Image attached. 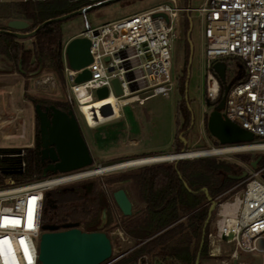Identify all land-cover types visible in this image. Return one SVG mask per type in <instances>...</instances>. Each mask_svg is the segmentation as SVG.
<instances>
[{
	"label": "built area",
	"instance_id": "2783aa9c",
	"mask_svg": "<svg viewBox=\"0 0 264 264\" xmlns=\"http://www.w3.org/2000/svg\"><path fill=\"white\" fill-rule=\"evenodd\" d=\"M192 11L205 22V98L216 104L222 94L212 65L224 62L227 73L229 62L236 61L235 79L226 80L229 90L223 112L230 121L254 136L251 142L218 145L216 149L227 151L203 156L264 152V0H205L198 9L181 7L178 0H166L149 10L98 27L92 28L85 22V30L78 37L90 41L92 61L85 68H72L64 45L66 102L86 123L80 108L97 100L94 94L105 88L107 96L114 99L117 116L94 127L86 123L88 128L95 129L121 118L120 110L124 106H143L154 95H167L174 87L168 78L170 42L176 37L175 29L184 14ZM84 69L90 72V78L75 83V77ZM237 69L241 73L238 78ZM46 78H51L52 85L39 88L38 82ZM35 86L36 90L55 92L52 77L35 80ZM25 155L23 149L7 155L20 160L16 171H23ZM84 170L0 187V264H39L43 193L50 187L90 177L73 178ZM242 185L238 194L217 205L214 230L207 235L209 256L216 264H233L234 261L248 264L241 260V255L245 254L259 255L264 264V166L252 169ZM259 240L262 247L258 246ZM223 244L233 247L225 258H222Z\"/></svg>",
	"mask_w": 264,
	"mask_h": 264
},
{
	"label": "trees",
	"instance_id": "16d2710c",
	"mask_svg": "<svg viewBox=\"0 0 264 264\" xmlns=\"http://www.w3.org/2000/svg\"><path fill=\"white\" fill-rule=\"evenodd\" d=\"M103 0H6L0 1V20H25L31 32L43 22L75 12L83 7ZM61 22H52L37 31L27 49L22 40L11 34L0 35V55L25 79L36 77L42 72H51L63 80L64 47L60 28ZM6 29L0 25V30ZM189 30V23L185 24ZM178 79L177 88L181 99L177 103V128L173 153L186 152L184 145L192 129V113L185 99V81ZM24 99L41 107L54 105L68 111L67 102L35 98L24 93ZM183 135L179 137L178 134ZM22 159L23 171L8 174L17 169L19 159L7 155L16 150L0 149V187L13 183H26L42 178L38 120L35 117V144L26 148ZM189 152V151H188ZM160 155L157 153L129 157L141 158ZM246 162L247 159L242 158ZM260 165V164H258ZM234 165L215 158L181 159L172 163H159L142 167L112 182L130 181L137 199L144 205L140 215L123 227V232L135 241V247L114 264L144 262L145 257L161 259L168 264H194L208 256L209 223L212 219L211 204L221 198L236 182L232 178ZM4 171V172H3ZM242 184L239 189L242 188ZM238 190V189H237ZM234 191L231 190V193ZM215 203V202H214ZM106 195L97 190L94 183L68 185L43 193L41 225L56 226L74 224L85 232L102 231V212H107Z\"/></svg>",
	"mask_w": 264,
	"mask_h": 264
},
{
	"label": "rangeland",
	"instance_id": "374dc122",
	"mask_svg": "<svg viewBox=\"0 0 264 264\" xmlns=\"http://www.w3.org/2000/svg\"><path fill=\"white\" fill-rule=\"evenodd\" d=\"M204 2L205 0H178L181 7H190L192 9L202 7ZM163 3H166V0H120L102 6L86 14L77 15L65 20L60 23L63 42H66L64 51L66 52V47L72 40H70V38L85 30V22L88 23L90 27L94 28L149 10ZM186 23H189L188 31L185 29ZM5 24L6 22L0 20V25ZM204 26L205 22L203 18H201L197 12L192 11L189 15L184 14L180 25L176 27V37L170 42V68L168 72V78L174 84V87L167 95H154L149 98L143 106H124L120 110L121 118L100 125L95 129L88 128L79 112L75 108L71 107L76 114L82 135L87 143L90 155L93 158L92 166L86 168L84 171L130 160L127 159L129 157H137L153 153L160 155L177 154L173 153V145L177 122H180V118L177 117V103L181 99L177 88V81L179 78L183 79L187 77L185 81V99L187 100V107L192 113V129L186 139H183L184 145L188 148L186 152L208 149L211 150L212 148L216 149L219 147L216 140L206 129L207 118L209 112L212 110V107L207 106L205 102L206 61ZM23 41L24 40H22V42ZM31 42L32 40H29L25 43L23 42V44L26 48H31ZM235 65L236 61L231 60L229 62L226 73L227 82H231L235 79ZM7 70L17 73V70H15L12 65L6 61V57L0 55V86L2 88L5 87L6 84ZM45 76H52L55 80L56 90L54 93L36 90L35 80ZM11 81L15 83V100L19 106H23L20 100V89L24 87L25 81L23 82L19 78H12ZM25 89L28 90V92H26L28 95L35 98L66 102L65 95L67 94V91L64 85V80H61L59 76L51 72H42L36 77L28 78L27 87ZM4 90L2 91L4 92L3 99L5 102L6 91ZM94 99H97L95 94ZM4 102L0 105V132L4 137H8L11 135L9 127L3 126L2 122L6 121V107ZM30 104L33 105L31 102ZM24 108L23 119L27 125L26 136L17 140H6L2 139L0 135V149L16 150V152L23 149L24 153H26V148L34 147L35 115L33 107H29L27 105ZM18 118H20V112L18 114ZM16 125L18 128L17 131H19V125ZM126 131H129L128 137L136 140L135 143L127 141L128 143L125 142L124 144H119V141L126 137ZM178 135L180 137L183 134L180 133ZM257 157H260L258 164H260V166H264V152H242L221 156H200L185 159L193 160L197 158H215L225 160L231 165H234L232 169L234 174H232V177H235L240 176L243 172L250 174L252 169L249 163L254 161ZM242 158L247 159V161H242ZM174 161L175 160L163 161L104 172L71 182L69 184L53 186L45 191H53L68 185L91 182L95 184L97 190L102 191L106 195L108 207L105 214V220H102V223L104 224L102 231H104L110 238L112 255L110 259L103 264H114L121 257H125L135 247V241L123 232V227L130 223L134 217L140 215V212L144 209V205L137 199L132 182L112 181L122 175L138 171L145 166L159 163H172ZM12 179L15 180V177H12ZM13 180H10V182H14ZM243 180L244 179L237 180V182L226 193H224L221 198H216L214 201L212 219L209 223V232L214 230V223L217 219V205L238 194L241 190L239 188ZM117 189H124L128 194L132 203V215L130 217H124L113 201L112 193ZM231 190L234 192L231 193ZM258 246L262 247V240L258 241ZM222 250V258H225L228 253L233 250V247L229 244H223ZM241 260L246 261L248 264H261V258L259 255H241ZM131 264H168V262L149 256L145 257L144 262ZM170 264L178 263L173 262ZM194 264H216V261L209 256V247L208 256L201 260L197 257Z\"/></svg>",
	"mask_w": 264,
	"mask_h": 264
},
{
	"label": "water",
	"instance_id": "95a60500",
	"mask_svg": "<svg viewBox=\"0 0 264 264\" xmlns=\"http://www.w3.org/2000/svg\"><path fill=\"white\" fill-rule=\"evenodd\" d=\"M117 1L120 0H103L94 3L70 14L47 20L31 32H23L30 26L27 21L11 19L6 22V29L0 30V35L11 34L19 40L31 39L38 30L49 23L63 22ZM94 35H96V32ZM67 58L72 68H85L92 61L90 41L81 37L73 38L67 47ZM212 70L220 81L222 94L216 104H212L208 100L205 101L207 106L212 107L206 122L208 133L220 146L253 141L254 136L251 132L230 121L223 112L229 90V85L226 82V64L217 61L212 65ZM89 78L90 72L84 69L75 77L74 82L80 83ZM114 85L118 89L116 81H114ZM96 97L97 99L106 98L107 90L105 88L97 90ZM32 107L38 120L40 161L43 166L42 178L83 170L92 166L93 158L90 155L73 109L63 111L54 105L42 108L40 104H34ZM104 108L108 111V114L112 113L109 107ZM181 159L185 158L174 160ZM259 161L260 157L251 161L249 163L251 169H255ZM16 172L12 170L4 173L13 174ZM246 176L247 172H243L240 176L232 178L240 180ZM112 198L124 217L132 215V203L124 189L114 191ZM105 214L106 212L103 211V221L105 220ZM111 255V241L104 231L85 232L74 224H66L62 229L56 226H42L39 240V264H103L110 259ZM233 264H236V261Z\"/></svg>",
	"mask_w": 264,
	"mask_h": 264
},
{
	"label": "bare ground",
	"instance_id": "6f19581e",
	"mask_svg": "<svg viewBox=\"0 0 264 264\" xmlns=\"http://www.w3.org/2000/svg\"><path fill=\"white\" fill-rule=\"evenodd\" d=\"M68 47V45H67ZM52 85L51 78H46L45 80H40L38 82V87L41 88L42 86ZM11 106V105H10ZM109 107L111 112L113 110L114 114H108L104 107ZM112 107V108H111ZM104 108V109H103ZM81 114L84 115L86 123L89 127H94L98 123H103L106 120L114 119L117 116L116 113V105L114 99L111 96H107L103 99H97L92 101L90 104H86L80 108ZM107 113V114H106ZM260 147V146H259ZM258 148V146H255ZM225 148H222L221 151L218 149H211V150H198V151H189L185 152L184 154H164V155H156V156H149V157H141L135 158L130 160H125L119 163L111 164L105 167H98L93 170L84 171L79 176H75L73 178H80L86 176H92L96 174H101L104 172H109L117 169L138 166V165H145L163 161H171L178 158H192V157H200L203 155H210L220 152H226ZM54 183V182H51Z\"/></svg>",
	"mask_w": 264,
	"mask_h": 264
},
{
	"label": "crops",
	"instance_id": "0c3cea01",
	"mask_svg": "<svg viewBox=\"0 0 264 264\" xmlns=\"http://www.w3.org/2000/svg\"><path fill=\"white\" fill-rule=\"evenodd\" d=\"M78 35H75V36L71 37L70 40L73 39V38L78 37ZM29 40H31V39H26L23 42L25 43L26 41H29ZM27 49H29V48H27ZM45 77H52V76H45ZM12 78H19L21 81H23V82L25 81V79L19 74L18 71H17V73H13V71L7 70L6 71V84H5V87L2 88L0 86V92H1L0 93V95H1L0 101L2 100L0 105H2V102H4V99H3V97H4L3 93L4 92L2 90L5 89L4 91H6V100L4 102L5 103V107H6V121L5 122L2 121V122H3V126H8L9 127V132L11 134L8 137H4L3 134L0 132L1 138L2 139H6V140H17L19 138L21 139V138H24L26 136L27 125H26V122L23 119V111L25 109L24 107L27 106V105L29 107L30 106L32 107L30 102H28V100L24 99V92L23 91L26 90L25 86L20 89V100H21V103H22L23 106H19L17 104V102L15 100V97H14V93H15V86L14 85H15V83L11 81ZM26 92H28V90H26ZM19 112H20V118H18ZM16 124L19 125V128H20L19 131H17L18 128L16 127L17 126ZM128 134H129V131H126V137L124 139L120 140L119 144H124L125 142L126 143H128V142H130V143L134 142L135 143L136 142V140L128 137L129 136ZM29 145H31V144H29ZM126 157H128V156H126Z\"/></svg>",
	"mask_w": 264,
	"mask_h": 264
},
{
	"label": "flooded vegetation",
	"instance_id": "af4514ba",
	"mask_svg": "<svg viewBox=\"0 0 264 264\" xmlns=\"http://www.w3.org/2000/svg\"><path fill=\"white\" fill-rule=\"evenodd\" d=\"M236 74H237V75H236L237 78L241 76V73L238 71V69L236 70ZM33 105H34V104H33ZM43 107H45V106H43ZM43 107H42V108H43ZM121 182H122V181H121Z\"/></svg>",
	"mask_w": 264,
	"mask_h": 264
}]
</instances>
